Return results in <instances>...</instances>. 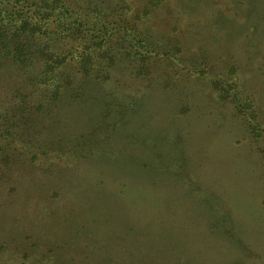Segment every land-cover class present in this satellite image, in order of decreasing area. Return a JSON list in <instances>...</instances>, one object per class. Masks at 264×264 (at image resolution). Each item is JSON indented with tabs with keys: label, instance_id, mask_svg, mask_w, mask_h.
Returning <instances> with one entry per match:
<instances>
[{
	"label": "rangeland",
	"instance_id": "obj_1",
	"mask_svg": "<svg viewBox=\"0 0 264 264\" xmlns=\"http://www.w3.org/2000/svg\"><path fill=\"white\" fill-rule=\"evenodd\" d=\"M150 17L162 37L178 40L182 53L207 60L215 70L228 63L238 66L237 77L264 116L262 0H164ZM123 67L117 65L111 80L88 82L80 97L67 96L49 106L40 124L51 136L87 132L104 108L108 109L105 121L120 123L118 106L125 110L123 125L114 135L119 158L131 159L134 147L146 152L141 143L132 145V135L139 130L149 135L152 149L147 153L152 159L155 146L165 150V157L173 161L169 170L158 176L137 170L107 172L110 177L105 179L104 165H82L52 180L58 182V192L51 199L43 197L49 179L36 187L32 178L34 188L24 185L15 194L0 192V239L6 243L0 264H31L32 258L40 261L42 253L49 259L46 264H101L102 259L103 264H145L147 256L138 244L147 249L151 239L162 238L177 240L179 245L170 243V250L162 247L169 257L187 256L195 263L234 259L264 264V158L243 123L202 79L190 78L178 91H136L131 85L115 83V78L128 82ZM179 98L188 106L185 115L175 113ZM104 124L98 133L111 135L113 130L107 131ZM116 178L125 180L120 185ZM206 202L229 210L231 217L223 227L211 225L215 215ZM112 217L115 223L109 231ZM230 219L247 245L243 251L223 232ZM135 231L137 236L129 243V232ZM15 245L25 248L26 259H21ZM112 251L116 256L109 263L103 256Z\"/></svg>",
	"mask_w": 264,
	"mask_h": 264
},
{
	"label": "trees",
	"instance_id": "obj_2",
	"mask_svg": "<svg viewBox=\"0 0 264 264\" xmlns=\"http://www.w3.org/2000/svg\"><path fill=\"white\" fill-rule=\"evenodd\" d=\"M163 2L0 0V192L15 194L19 187L26 185L34 188L35 185H44V181L49 179L45 181L48 186H45L43 197L51 199L58 192V182L52 180L82 165L88 168L102 164L107 168L106 175L107 172L137 170L158 176L169 170L173 161L169 156L165 157V150H157L155 146L156 156L152 159L147 153L152 149L147 139L149 135L139 130L132 135V145L141 143L146 152L135 151L134 147L130 151L131 159L128 155L122 157L128 158L127 161L119 158V143L114 135L115 129L123 125L121 121L125 118V110L118 106L120 111L116 110V121L120 123L105 121L104 113L108 109L104 108L87 132L72 135L54 132L51 136L49 130L45 131L46 128L40 124L49 106H55L67 96L80 97L88 82L111 80L117 65L126 68L129 80L126 82L115 78V83H120L119 86L131 85L136 91L142 88L178 91L185 88L190 78L202 79L207 89L215 91L217 99L229 105L231 113L240 119L255 141V148L264 158V116L246 84L237 77L238 66L228 63L221 70H215L207 60L182 53L178 40L162 37L159 31L156 32L150 16ZM262 4L264 6V0ZM184 102L179 98L176 114L187 113L188 106ZM102 121L107 131L113 130L111 135L100 136L98 133ZM102 177L106 179L110 175ZM32 178L36 180L35 185ZM123 179L114 180L121 185ZM27 197L30 199L29 194ZM206 204L212 216L215 215L211 225L223 227L229 221L227 218L231 217L229 210L224 211L221 206H214L211 202ZM105 215L110 219L109 213ZM113 220L112 217L108 222L109 231H113ZM230 222H227L228 226L223 228L226 229L223 232L230 240L239 243L243 251L247 245L233 229L231 219ZM136 232H129L132 235L129 243H133ZM124 235L130 236L128 233ZM124 235L121 237H126ZM3 239H0V252L6 247ZM151 240L153 243L150 242L147 249L140 241L135 242L139 243L138 249L147 256L145 264H242L234 259L195 263L186 255L169 257L162 252V247L170 250V243L179 247L177 240ZM14 248L21 250V259H26L25 248H18L17 245ZM132 249L135 250L134 247ZM130 253H127V257ZM115 256L113 252L103 257L111 263ZM48 260L47 255L42 253L40 261L36 258L30 261L31 264H46ZM102 260L101 264L105 259Z\"/></svg>",
	"mask_w": 264,
	"mask_h": 264
}]
</instances>
